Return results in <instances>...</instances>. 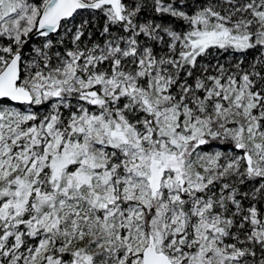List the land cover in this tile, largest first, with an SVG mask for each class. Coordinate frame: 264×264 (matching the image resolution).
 <instances>
[{"label":"snow or ice","instance_id":"6c2138e0","mask_svg":"<svg viewBox=\"0 0 264 264\" xmlns=\"http://www.w3.org/2000/svg\"><path fill=\"white\" fill-rule=\"evenodd\" d=\"M0 264H264V0H0Z\"/></svg>","mask_w":264,"mask_h":264}]
</instances>
